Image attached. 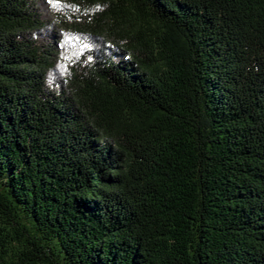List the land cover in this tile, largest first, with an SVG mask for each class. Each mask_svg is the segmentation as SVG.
Listing matches in <instances>:
<instances>
[{
    "label": "trees",
    "instance_id": "trees-1",
    "mask_svg": "<svg viewBox=\"0 0 264 264\" xmlns=\"http://www.w3.org/2000/svg\"><path fill=\"white\" fill-rule=\"evenodd\" d=\"M0 264H264V0H0Z\"/></svg>",
    "mask_w": 264,
    "mask_h": 264
},
{
    "label": "snow or ice",
    "instance_id": "snow-or-ice-1",
    "mask_svg": "<svg viewBox=\"0 0 264 264\" xmlns=\"http://www.w3.org/2000/svg\"><path fill=\"white\" fill-rule=\"evenodd\" d=\"M49 2L51 3V2H52V0H49Z\"/></svg>",
    "mask_w": 264,
    "mask_h": 264
}]
</instances>
